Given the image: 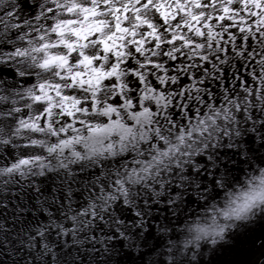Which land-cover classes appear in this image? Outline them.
Wrapping results in <instances>:
<instances>
[{"label": "snow or ice", "instance_id": "1", "mask_svg": "<svg viewBox=\"0 0 264 264\" xmlns=\"http://www.w3.org/2000/svg\"><path fill=\"white\" fill-rule=\"evenodd\" d=\"M264 0H0V264H264ZM209 253H211L209 255Z\"/></svg>", "mask_w": 264, "mask_h": 264}, {"label": "clouds", "instance_id": "2", "mask_svg": "<svg viewBox=\"0 0 264 264\" xmlns=\"http://www.w3.org/2000/svg\"><path fill=\"white\" fill-rule=\"evenodd\" d=\"M248 190L246 182L237 185L232 190V195L225 194L220 198L217 207L190 219L188 225L195 228L198 224L202 231H188L186 228L187 239L193 245L207 243L210 249L232 244L233 233L243 231L246 226H253L260 212L264 210V198L245 201L241 193Z\"/></svg>", "mask_w": 264, "mask_h": 264}, {"label": "water", "instance_id": "3", "mask_svg": "<svg viewBox=\"0 0 264 264\" xmlns=\"http://www.w3.org/2000/svg\"><path fill=\"white\" fill-rule=\"evenodd\" d=\"M232 253L230 251H225L221 253L216 259L218 261V264H222V262L226 259H229L231 257Z\"/></svg>", "mask_w": 264, "mask_h": 264}]
</instances>
